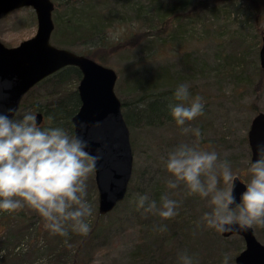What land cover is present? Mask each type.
Here are the masks:
<instances>
[{
	"label": "rangeland",
	"instance_id": "rangeland-1",
	"mask_svg": "<svg viewBox=\"0 0 264 264\" xmlns=\"http://www.w3.org/2000/svg\"><path fill=\"white\" fill-rule=\"evenodd\" d=\"M152 1L154 0H132V3L138 6L143 5L144 8ZM159 2L161 4H174V0H159ZM262 2L264 4V0ZM230 5L232 7L227 8L228 11L224 13L214 11L213 19L208 22V28L205 30L207 35H197L190 28L192 24H188L187 20L182 21L179 19L177 22L183 24L180 25L181 28L187 31L181 39H175L171 36V31L177 30L176 24L173 26L166 23L165 30H168V32L162 35L164 43H166L165 48L157 52L155 48L154 50L148 48L149 44L143 42L130 51H122V53L110 56L105 66L116 72L115 82L117 85L123 83L124 78L134 70L139 72L144 68L155 70V67L167 65L168 75L164 81L157 84L159 87L163 86L165 89L177 88L180 84H188L194 90L191 97L200 96L202 98L204 103L203 114L184 126L199 129L200 137H196L192 131L185 134L171 115L158 126L128 129L133 158V171L130 179L132 196L147 195L151 200L157 198L160 204L162 196H167L173 200L181 199L185 202L186 199L191 200L192 210L198 214L202 212L200 222H202L204 214L210 211L209 198L189 195L183 185L175 189L168 187L169 180L173 179L166 169L168 154L181 144L195 145L202 150L215 151L221 162L225 160L229 162L233 173L246 186L251 178L248 173L250 153L246 135L251 119L256 115L252 107L257 109L259 113L264 114V71L260 69L258 60V51L262 45L261 40L264 38V6L261 8L263 11L260 22L258 23L252 17L251 22L248 23L244 21V16L237 17V12L234 10L238 6L240 10L247 11L245 7L248 8V6L243 1L236 0L232 1ZM249 13L251 15L252 12ZM125 16L130 20L132 18L133 22L134 15L132 11L126 12ZM208 16L203 14L202 17L204 19ZM139 17L142 20L145 15L140 13ZM166 17H169V15L166 14ZM150 19L153 21L152 16ZM172 19H174L173 16L170 17V21ZM135 21L136 19H134ZM158 21L155 20L151 23V26L143 24L141 21L135 24L132 23L131 30L127 26H121L116 34L119 35L125 29L123 32H136L137 36L144 33L148 35L149 32L154 33L156 30L163 28V25L159 24ZM35 28L36 20L33 10L21 8L12 11L0 20V42L7 48L16 47L22 41L32 38L36 32ZM211 40H215L216 43L211 42ZM236 42H244L249 45L251 47L248 52L249 55L244 54L236 57ZM220 44L219 48L218 45ZM222 46L227 50V54L231 51L234 52L231 60L223 61L225 68L221 67L222 62L216 65L211 56L212 54L216 55L222 49ZM69 51L76 55L81 52L79 48H69ZM253 51L257 56L253 54ZM185 53H190L191 61L193 64L195 63V66L191 65L193 69L188 71L182 68V64L186 62ZM146 55L149 58L146 59V62L144 61L142 67L134 65L137 61L144 60L147 57ZM200 58L201 66L204 69L199 72L196 64ZM257 68L262 71V75L257 76ZM149 75V71H147V74L144 72L143 76L140 77L141 81L150 82L152 75ZM72 86H74V83ZM53 91L54 87L50 83L37 84L29 92L27 101L33 104L36 102L47 103L53 99ZM138 95L139 92L129 93L127 89L125 90V96L130 100L131 97L134 98ZM90 177L93 180V173ZM220 187H224L222 181ZM85 199L92 206L93 197H86ZM131 204L132 202H128L127 207L124 208L121 202L114 211L97 220L102 223V226H105L107 231L102 233L93 245L84 250L83 256L85 259H91V264H131V254L135 251L138 240L143 234V232H139V226L136 224L134 217L136 213L131 212ZM20 212H23L27 217L33 214V211L26 207ZM191 214V211L186 213L187 220ZM8 215L10 214L7 212L3 215L0 214V237L14 242L13 245H16L10 251L20 256L18 258L13 257L12 264H72V260L70 262L68 259L60 262L54 261V257L51 259L50 243L45 238L41 239V236L36 237V239L34 233L31 236L27 235L19 245L18 242L12 239L17 229L12 226L13 223H11V220L9 221ZM142 216L146 220L148 215ZM157 216L159 217V215ZM37 218L39 219L34 221V228L40 223L41 217L37 215ZM92 218L88 219L91 227L96 222L95 217L92 216ZM202 224L206 233L210 232V235H214V232H216L220 239H223L217 240L214 236H211L217 243L211 246L215 252L212 251V255L207 256L208 261L203 264H224L225 255L229 258L228 264H234V258L244 248L241 238L237 236L222 238L219 232L214 229L213 232L211 228H208L204 223ZM252 230L256 241L264 246V227L256 226ZM167 245L174 246L171 241L167 242Z\"/></svg>",
	"mask_w": 264,
	"mask_h": 264
},
{
	"label": "trees",
	"instance_id": "trees-1",
	"mask_svg": "<svg viewBox=\"0 0 264 264\" xmlns=\"http://www.w3.org/2000/svg\"><path fill=\"white\" fill-rule=\"evenodd\" d=\"M53 3L54 11L51 19L53 21V33L50 37L51 45L60 49L69 50V48H79L81 52L79 55L85 56L97 64L106 66L107 59L115 54L122 53V51H130L141 45L143 42L149 44L148 48H152L158 52L165 48L166 43L162 35L168 32L165 30L166 23L177 26V30L171 31L172 38L181 39L187 31L183 30L177 21H188L192 24L191 30L198 35H207L205 31L208 28V22L213 19L214 11H228L232 7L230 3L235 0H174V4H161L159 0H154L148 3L147 7L143 5H136L132 0H51ZM243 1L247 6L245 10H240L237 6L234 10L237 12V17H243L244 21L248 23L252 17L259 23L261 19V8L264 6L262 0H236ZM101 7H100V6ZM100 7V8H99ZM228 8V9H227ZM226 9V10H225ZM133 12V22L127 18L126 12ZM252 12L251 15L249 12ZM144 14L145 17L141 18L139 15ZM166 14L169 17H166ZM203 14L209 15L203 19ZM170 21V17H172ZM136 16V17H135ZM153 17L151 21L150 17ZM166 17V18H165ZM164 21H162V19ZM134 19L136 21L134 22ZM158 21L163 25V28L156 30V32L145 33L137 36L136 32H123L116 34L121 26H127L129 30L132 29L133 24L141 21L143 24L151 26V23ZM187 24V23H186ZM123 32V33H122ZM211 42L216 43L215 40ZM221 44L218 45L220 48ZM251 47L244 42L235 43V55L243 56L248 54ZM253 54L255 52L253 51ZM249 55V54H248ZM142 61L134 63L135 66H141L149 58L148 55ZM213 62L221 64L225 68L223 61L231 60L234 52L227 54V50L222 46V49L216 55H211ZM257 56V54H255ZM185 61L182 64L184 70L193 69L191 65L192 57L190 53L184 54ZM201 58L198 60L196 67L199 72L204 69L200 63ZM242 62V60L240 59ZM192 63V64H190ZM254 63V61H253ZM147 71L152 75L150 82L141 81V76ZM149 75V76H150ZM168 75L167 65L155 67V70L145 69L133 71L128 74L123 83L115 84L114 93L121 104V114L123 115L124 123L128 129L136 127L158 126L165 119L170 116L168 108L169 103H174L173 94L176 87L165 89L163 86H158L166 79ZM262 75V71L257 68V76ZM80 73L73 68L67 67L56 71L51 76L40 81L39 84L50 83L54 87L53 99L47 103H32L27 101L29 90L19 104V109L14 115V119H21L26 113H39L42 121L39 126L41 127H61L69 135H72L71 118L77 112L79 106L78 95H76V86L80 79ZM148 76V77H149ZM117 77V75H116ZM74 83V86H72ZM36 84V85H37ZM161 88H164L163 90ZM129 93L139 92V95L131 100L125 96V90ZM160 89V90H159ZM189 92L192 96L194 94L193 88L189 87ZM143 105L144 107H140ZM255 114L259 113L257 109L252 107ZM161 112V114H160ZM24 113V115H23ZM131 182V181H130ZM86 197H93L92 216L95 217V224L91 227V231L87 235H80L69 231L67 236H60L52 234L50 231L45 230L43 227V220L40 218L39 225L34 228V221H38L37 213L34 212L29 217L21 213L13 212L8 215L9 221L13 223V227L17 229L12 239L20 245L24 238L34 233V237L41 239L45 238L50 243L49 250L51 252V259L60 262L68 259L72 260V264H91V259H85L83 256L84 250L88 246L93 245L99 236L106 232L105 226L97 220L101 219V215L97 213L96 201L97 193L95 191V183L89 176L87 181ZM130 183L127 188V194L122 201L124 208L127 207L128 202L131 204V212L134 215L136 224L139 226V232H143L138 240L135 251L131 254V264H182L180 255L187 253L193 258L194 264H203L208 261L207 256L215 252L213 244H217L215 239H220L219 235L214 232L203 230L201 221V213L192 210V201L186 199V202L181 199H175L178 202L177 215L171 219L164 220L156 214L145 213L143 209L137 208L138 196H132ZM134 190V189H133ZM136 192V191H134ZM85 197V198H86ZM156 201L157 206H160V201L157 198L152 199ZM121 204V202H120ZM119 205V204H118ZM27 208V207H26ZM29 209V208H27ZM135 210V211H134ZM114 211V210H113ZM191 211V216L186 219V213ZM5 212L0 211L3 215ZM205 213V212H203ZM109 214V213H108ZM148 215L145 220L144 216ZM91 216V219H93ZM90 218V217H89ZM88 218V219H89ZM1 219V217H0ZM200 220V221H199ZM1 221V220H0ZM3 221V220H2ZM161 227H166V231H160ZM209 236V237H208ZM36 238V239H37ZM171 241L174 246L167 245ZM14 242L4 240L0 237V264H12V259L18 258L20 255L10 251L14 249ZM205 246V248H203ZM210 247V248H209ZM202 249V250H200ZM71 262V261H70Z\"/></svg>",
	"mask_w": 264,
	"mask_h": 264
},
{
	"label": "clouds",
	"instance_id": "clouds-1",
	"mask_svg": "<svg viewBox=\"0 0 264 264\" xmlns=\"http://www.w3.org/2000/svg\"><path fill=\"white\" fill-rule=\"evenodd\" d=\"M173 100L168 108L175 123L185 134L192 131L200 137L199 129L184 126L203 114L202 98H192L189 85L180 84ZM13 111L9 109V113ZM89 147L83 137L69 135L61 127L39 126L31 112L21 119L0 112V211L11 214L27 207L42 218L44 229L52 234L67 236L70 230L89 234L93 208L85 199L86 181L98 160ZM255 154L248 168L251 178L239 203L234 196L236 175L229 162H221L215 151L195 145L181 144L168 154L166 169L173 177L168 187L183 185L189 195L209 198L210 211L202 223L217 232L264 227V142L256 145ZM221 181L224 187H220ZM178 207V202L167 196L161 197L159 207L147 195L137 201L138 209L164 220L175 217ZM159 230L166 231V227ZM228 259L225 255L224 264ZM180 261L194 264L187 253L180 255Z\"/></svg>",
	"mask_w": 264,
	"mask_h": 264
},
{
	"label": "water",
	"instance_id": "water-1",
	"mask_svg": "<svg viewBox=\"0 0 264 264\" xmlns=\"http://www.w3.org/2000/svg\"><path fill=\"white\" fill-rule=\"evenodd\" d=\"M21 8L33 10L36 32L16 47L7 48L0 42V112L14 118L21 100L37 83L63 68H75L81 75L76 87L80 107L70 120L72 135L87 140L90 145L87 150L98 157L93 172L97 213L107 216L124 200L133 171L128 126L114 93L116 72L85 56L51 45L54 31L51 0H0V20ZM261 43L258 60L264 71V38ZM9 109L14 111L9 113ZM35 116L40 125V114ZM251 120L246 135L249 164L256 159V145L264 142V114L257 113ZM245 190V184L236 177L237 203ZM219 234L222 238L237 236L243 241L244 248L234 258V264H264V246L256 241L252 229Z\"/></svg>",
	"mask_w": 264,
	"mask_h": 264
}]
</instances>
